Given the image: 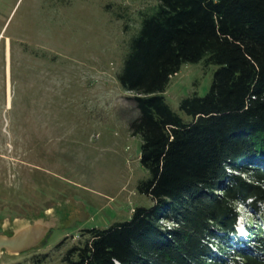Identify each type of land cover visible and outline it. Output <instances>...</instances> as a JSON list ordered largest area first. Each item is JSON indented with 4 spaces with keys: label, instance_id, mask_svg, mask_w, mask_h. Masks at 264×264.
I'll return each instance as SVG.
<instances>
[{
    "label": "rangeland",
    "instance_id": "1",
    "mask_svg": "<svg viewBox=\"0 0 264 264\" xmlns=\"http://www.w3.org/2000/svg\"><path fill=\"white\" fill-rule=\"evenodd\" d=\"M158 4L0 0V233L56 206L61 215L40 249L3 254L0 264H36L42 255L44 264H64L83 230L127 222L134 209L153 206L137 190L149 173L140 164L141 138L129 132L138 116L134 95L117 75L142 16ZM216 69L184 65L165 93L172 110L181 115L183 99L205 96ZM257 207L236 208L235 234L261 256L260 241L248 238L259 225L264 242V204Z\"/></svg>",
    "mask_w": 264,
    "mask_h": 264
},
{
    "label": "trees",
    "instance_id": "2",
    "mask_svg": "<svg viewBox=\"0 0 264 264\" xmlns=\"http://www.w3.org/2000/svg\"><path fill=\"white\" fill-rule=\"evenodd\" d=\"M199 63L217 67L212 85L183 99L180 115L165 93L184 65ZM117 81L134 95L129 132L149 173L137 190L153 206L83 230L63 263L264 264L259 248L243 253L230 241L236 208L264 204V0H159ZM258 226L250 237L264 246Z\"/></svg>",
    "mask_w": 264,
    "mask_h": 264
},
{
    "label": "water",
    "instance_id": "3",
    "mask_svg": "<svg viewBox=\"0 0 264 264\" xmlns=\"http://www.w3.org/2000/svg\"><path fill=\"white\" fill-rule=\"evenodd\" d=\"M57 207V208H56ZM40 215H29L1 228L0 258L3 254L16 256L40 249L61 221L58 206Z\"/></svg>",
    "mask_w": 264,
    "mask_h": 264
}]
</instances>
